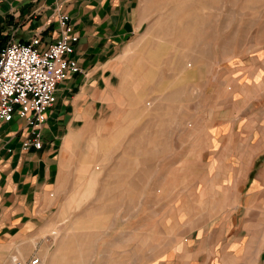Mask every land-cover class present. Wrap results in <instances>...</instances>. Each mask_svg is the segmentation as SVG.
I'll return each instance as SVG.
<instances>
[{
	"label": "crops",
	"instance_id": "0c3cea01",
	"mask_svg": "<svg viewBox=\"0 0 264 264\" xmlns=\"http://www.w3.org/2000/svg\"><path fill=\"white\" fill-rule=\"evenodd\" d=\"M145 1L0 0V51L34 39L45 51L60 39L59 18L67 15L79 37L71 60L82 70L59 83L42 149L25 150L32 131L23 119L0 120V264L16 256L27 263L41 256L44 264H264V41L231 67L221 97L212 91L214 162L204 172L230 175L217 186L222 196L201 199L180 216L174 210L182 202L126 198L144 199L145 178L179 172L168 159L172 97H179L180 131L187 104L199 112L204 103L200 88L188 98L183 73L171 86L166 63L157 69L148 58ZM238 103L218 118L219 108ZM132 214L138 223L129 222ZM79 230L90 233L92 245L78 244V256L52 255V235L68 253L63 233Z\"/></svg>",
	"mask_w": 264,
	"mask_h": 264
},
{
	"label": "rangeland",
	"instance_id": "374dc122",
	"mask_svg": "<svg viewBox=\"0 0 264 264\" xmlns=\"http://www.w3.org/2000/svg\"><path fill=\"white\" fill-rule=\"evenodd\" d=\"M145 4L150 20L146 30L148 38L145 45L148 58L157 69L162 68L161 65L166 63L171 86L177 83V78L183 73L188 98L193 99L194 89L200 88L203 91L204 103L203 110L199 112H196L193 101L191 106L187 104L188 123L184 130L180 131L179 103H177L179 97H172L177 105L172 106L171 111L172 142L175 145L172 146L173 156L168 159L175 162L179 172L170 178L165 176L152 180L145 178L144 199H140V195L126 198L130 199L129 202L143 201L148 205L155 202H182L185 205L174 210L180 216L196 210L192 205L194 207L201 199H217L223 194L217 186L221 181H226L230 175L204 172V166L209 171V167L214 162L211 133L215 124L213 121L215 114L213 117L212 111L209 110L212 91L218 89L217 95L221 97L222 90H226L228 86L224 78L229 76L231 67L234 68L236 64L238 66L239 60L250 58L251 56L248 55H253L264 41V0H146ZM236 84L240 86V83ZM239 90L241 91V88ZM224 107L218 110L220 120L227 118L230 111L240 109L241 104L238 103L229 110ZM184 142L189 143V161L182 170L181 164L177 165L186 155V150L181 148ZM161 154H166L164 147H161ZM131 191L136 192L134 188ZM116 199L118 203H124L121 202L124 197H116ZM215 211L217 214V208ZM161 212L169 215L171 210ZM145 213L148 222L152 219V215L150 211ZM134 217L135 215L132 214L130 223H138L136 219L133 220ZM120 225L124 224L120 223ZM147 225H152V222H148ZM163 228L165 231L164 226ZM147 229H151L148 235H154V227ZM63 234L71 240L69 243L71 249H68L71 251L68 253L65 249L61 251L58 247L57 233L52 235L54 239L52 255L78 256L79 250L82 249L77 247L78 244L92 245L93 242L89 232L79 230ZM151 245L149 243V246ZM39 258L44 260V257ZM40 264H44V261Z\"/></svg>",
	"mask_w": 264,
	"mask_h": 264
},
{
	"label": "built area",
	"instance_id": "2783aa9c",
	"mask_svg": "<svg viewBox=\"0 0 264 264\" xmlns=\"http://www.w3.org/2000/svg\"><path fill=\"white\" fill-rule=\"evenodd\" d=\"M59 22L60 39L45 51L39 50V39L27 45L11 42L0 51V120L9 123L18 116L26 122L32 137L24 143L25 150L42 149L41 129L48 110L57 102L59 83L82 72L71 60L79 37L67 15H62ZM10 264H40V258L27 263L16 257Z\"/></svg>",
	"mask_w": 264,
	"mask_h": 264
}]
</instances>
